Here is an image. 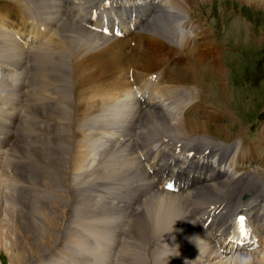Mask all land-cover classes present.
I'll return each instance as SVG.
<instances>
[{"label": "bare ground", "instance_id": "6f19581e", "mask_svg": "<svg viewBox=\"0 0 264 264\" xmlns=\"http://www.w3.org/2000/svg\"><path fill=\"white\" fill-rule=\"evenodd\" d=\"M9 1L10 3L7 2L4 9L0 10V88H8L7 93L12 92V94L16 93V95H18V89L16 90L14 81L11 82V75L6 74L5 71L8 70L9 66L12 67V65L17 63H19L21 66L27 65L28 67L32 66L33 63L35 64L38 61L37 58H34V54L38 50L37 48L31 52V65L27 64L28 60L30 59L29 51L27 53L29 56L23 55L22 53L26 51L25 49H27L30 45L38 46V48H40L45 38L46 39L44 42L49 40L48 36L50 35L47 36L49 29L51 28L52 24L57 21L54 19L56 17H61L62 20L59 25L64 26V24H67V27L64 26L65 30L67 32L70 31L69 33L73 32L72 34H67L69 41L74 40V44H77L78 42L75 41V35L73 34H79L80 32L85 31L90 33V35L87 36L89 38V43H87L88 46H90L91 42L93 41L90 39L93 36L96 39L95 45L98 46L97 48L92 45V47L89 48H84L83 46V48L87 50L86 53L89 55L83 54L85 55L83 58L78 56L75 57V60L79 59L78 64H75V75L79 76V73H81V78H84V71H89L88 73L85 72L87 75L85 81H87L89 85L88 89L92 87V90L96 89V91H99L100 88H104V93L102 95H98L94 99L89 98L85 104H82V112L94 111L99 106L100 100L102 102L101 106L98 107L100 111H103L101 108H104L107 105L109 106L110 104L118 106L119 108V111L116 113V117L113 118V125L119 127V129L117 128V132H119L118 139L120 140V145H123V147L120 150L118 149L115 151L114 148H116L115 146L117 143L110 145L104 141V149L102 151L103 153L101 151L100 153H102V155H107L111 161L114 159L113 156L122 157L123 159L127 160L129 156L127 157L126 150L128 148V150L132 151L131 145L129 144L130 137L132 134H135V128L137 127L139 128V132L137 133V141L133 144L139 145L143 149L145 159L150 161L151 164H154L155 173L162 178L174 176L184 183V185H195L194 191L187 195L190 203L186 204L182 201L180 196L173 193L164 192L160 188L156 189V185L150 181L148 177H146L145 172H143L140 166L127 171L125 170L123 186L126 189L136 188V191L138 190L140 193H143L140 194L142 197L144 194H150L146 196L140 203L139 209L133 212V219L129 226V231L132 235H134L133 237H146L150 231L152 235H148L150 237L147 240L152 243L154 239L163 237H156V235H167L172 232V237H175L177 234L178 236H176L178 238L186 241L185 243H181V251L185 252L184 249L187 248V250L192 253V250L197 249V244L200 245L201 242L202 252L205 253V250L210 246L211 238L209 235H207V238H203V235L198 232V228L195 225L198 223L199 218L203 219V221H207L209 214L213 212V216L215 217L210 223V228L214 230L216 234L224 235V238L233 239L235 236L231 233V231H228L229 225L234 220L237 213L244 211L251 218L250 222L252 229H254V233L257 236L263 233V243L261 247H264V207L261 205V202L264 201V186H262L261 182L256 176L254 177L247 174V167L254 165L253 161L251 160L256 159L257 165H259L258 163L264 164V155H261V153L255 150L246 147L244 148L243 144H241L239 151L234 154L230 161L231 165L233 166L232 173L227 174V172L221 168V164L227 162L232 150L229 151L228 149L224 148L225 146L220 147V143H217L213 140L203 141L202 139L204 138L194 135L191 138L185 139L190 141L188 146L193 145L189 148H186V144L179 140L180 136L185 137L183 135L190 137L191 134L200 132L206 133L207 131L210 132V125H208V122L203 120L199 121L197 118V116L205 114L206 112H203L202 114L199 112L196 115L193 114V118L188 117L190 115L189 113H193L196 109H198L197 103H192L187 106L181 117H179L177 114V117L174 116L176 110H182L186 104H189L187 102L177 103L175 101L176 97L183 95V88H186L187 85L190 84L188 82L190 79L187 77V70L196 73V69L201 70V66L203 65L202 68H207L208 72L212 71V73L214 72L216 75H223L221 71H223L224 67L217 45H213V47H210L211 45H203V33L206 31L204 32L203 29L202 31L199 30L200 33L198 32V36H201V40L192 41L189 36L180 34L174 27L175 22L181 18V16L178 15L176 11H185L186 9V12H188L192 4L200 0H37V11L40 12L42 16L34 17L31 21H29V19H27L25 16L27 13L17 11L14 12V9L21 7L19 2L23 0ZM245 1H248L253 5L263 2L264 0ZM26 2L31 3L30 0H26ZM93 8H96V10L102 9V11L109 17H115L119 22L124 21L127 17L131 20L135 19V22H137L136 28H138V30H135L129 36V38L126 39H107L100 36V34L90 32L87 30L85 24L89 21L90 13ZM156 8L158 9L156 10ZM16 16L18 17L16 18ZM78 18H81L82 24H78ZM4 23L10 29L6 28ZM193 25L194 24H192L190 27L192 28ZM47 26L50 27L47 29ZM197 27L198 29L201 28L200 26ZM192 31L196 32L195 30ZM22 34L27 35V37H24L21 42L19 35ZM205 40L210 41V37L205 36ZM60 46L62 48L64 45L62 44ZM51 48L55 49L57 48V45L52 44ZM18 49L22 50L23 52ZM193 51L200 52L199 54L203 57L202 58L199 55L201 58L199 65L191 69L179 68L178 63L183 58L184 53L187 56ZM170 52H174L175 55H178L176 56L178 61L174 60L172 62V65L175 66H168L165 68L167 61L172 59V57L169 56L168 59L165 58L166 55H170ZM120 53L127 54V56L121 57ZM75 54L76 53L72 52V56ZM37 55L38 52L36 57ZM26 56L27 61L24 60L26 59ZM163 58H165V60H163ZM196 58H198V56ZM192 61H194V59ZM8 62L11 63L7 64ZM3 63L5 64L7 70H5L6 68L4 67ZM184 65L186 66V64ZM40 66L34 69V72L36 74H40V76L38 77V75L33 74L32 77V80L37 79L38 83L54 84L53 81L56 79H64V77L66 78L68 76L66 70L60 68L53 69V67L48 66L47 69L42 71ZM161 66L163 68H161ZM11 69H9V72ZM160 70L162 71L161 74ZM143 72L146 73L143 74ZM203 72H206V70H203ZM153 73H156V78L154 80L150 78ZM105 78L112 80L111 85L108 84V82L105 83ZM27 80L28 79H26V81ZM58 81L59 83L64 82L63 80ZM85 81L83 82V85H85ZM134 84L143 90V95L146 99L145 107L142 110L137 104L133 102L131 97L132 91L130 87H133ZM158 86V92L156 93ZM2 90L4 89H0V91ZM222 93L220 92L218 95L223 97L225 94L224 92ZM44 96L47 97V95H42L40 97V103L38 102V106L41 109L39 110L41 113H38V115H41V117L47 120L51 119L53 121L52 130L48 128V131L55 133L64 127H69L70 129L71 124H65L67 117L65 119L63 116H69L72 119L71 112L61 104L54 107H49L43 99ZM188 98H190V96H188ZM81 100L82 99H80V101ZM160 100L164 102L166 101L167 106L162 105ZM43 103H46V105L45 107L41 108V104ZM171 104L175 105V110H171ZM127 107H130V112L135 109L136 110L135 112H131L133 113L132 115L129 114L124 116V112ZM79 108L81 110V107ZM10 111V114H13V110ZM39 111L37 110V112ZM111 114L113 116V113ZM107 115L109 116V114H106V116ZM127 116H130V118ZM7 119L9 120V118ZM38 121L40 120L38 119ZM94 122L96 123V121ZM104 125L106 124L104 123ZM104 125L102 126L104 127ZM126 126L130 133L124 132V128ZM217 128L225 132L229 129V126L217 125ZM103 130H105V127ZM170 131L177 133H172ZM0 132L2 133L0 137L4 140L5 130H0ZM10 133L13 134L12 130ZM72 134H70V137H72ZM226 135L225 137L228 139V136ZM141 138H143L144 144L140 142L139 139ZM239 138H241L242 142L245 141L242 137ZM260 138V141L262 144H264V127L262 128ZM57 139L58 138H55V140ZM16 140L17 139L13 141L15 142ZM175 140L176 142H174ZM22 142L23 140L21 143H19L21 146L25 147L26 144L23 145ZM40 142H43L44 144L41 147L38 145ZM179 142H181L180 152L176 153L175 147ZM204 142L208 146H206L205 149H201V151H199L200 145ZM46 143L48 144L46 145ZM50 143L53 145L49 146L50 148H47ZM87 143L83 144L82 142L80 145H78L73 155L71 154V150L64 155H59V151L56 149L57 145L56 141H54V138L41 139L38 142L32 141L31 147L27 145L24 148L23 152L26 156L32 157L35 160H41L49 166H52V168L55 170V172L52 174H48V171L46 170H43L41 173H32L35 171L33 169H37V165H34L33 168H30L28 167L27 163L25 168L28 167L27 171L29 173L22 171L24 176L31 180L28 182L39 181L43 185L47 184V186H50L53 191L52 196L54 199L50 201V203H45L46 201H42L44 203L37 201L38 198L35 199V196H33V200H27L24 198L20 199V202L25 203L24 205L27 207V210H29L30 214H25V220L15 218L13 221H10L11 223L13 222L18 224V227L16 231H14L13 227L12 233L14 234L15 241L10 239V253L6 254L9 264H30L34 257L37 258L38 255L44 253L45 251L52 250V246L58 243L59 237L55 236L54 233L55 231H60L63 226L65 227L67 218L66 211L68 206L67 203L64 202V192H57L52 180L57 179L59 184L66 186L69 185L67 183V179L68 182L70 179L66 173L64 163L70 162L71 167L75 169V171L80 170L81 166L84 165L89 156L87 152L88 149H85L87 148ZM221 146H223V144ZM12 148L15 149L14 146L11 147V149ZM207 148L210 149L208 153L205 152ZM189 150L194 151L195 155L192 158L187 157L186 152ZM182 152L184 153V157L181 156ZM248 154H250L251 158L254 159H245L246 155ZM212 156H216L218 158L217 165H213L211 163L210 157ZM243 160L247 162L243 163ZM91 169H93V167ZM117 169L111 167V169H109L106 174H100V176L102 178L107 177L109 180L114 179L116 181H121L120 177L122 175ZM17 175L20 177L21 173H17ZM255 178H257L256 181L253 180ZM23 180L25 181V179ZM138 181L143 182L137 185ZM70 182L72 184L75 183L74 181ZM76 184L77 183L72 186L74 187ZM112 184L115 185L114 182H112ZM98 185L104 186L100 182ZM70 187L71 185H69L67 188L68 190L65 192V195L68 197L67 200L73 197L76 202L78 201L77 195L80 197L84 190L73 188L69 191ZM243 193L248 195L245 200L241 199V195ZM28 196H30V194ZM82 199L84 200L85 204L91 200L84 197H82ZM122 201L124 206L128 203V199ZM92 205L93 203L88 202L89 211L100 213L99 209L102 207H98L97 210L96 208L93 209L94 207ZM188 205L191 206V210L193 211L192 213L187 212V209L189 210ZM118 206L123 207L122 205ZM37 208L42 210V223L38 219L36 211L38 210ZM102 209L106 208L104 207ZM130 210L132 211V208ZM258 215H260L259 220ZM257 221L259 223L255 224ZM144 222H148L149 224L147 229H145L146 227L143 225ZM253 222L255 224V228L253 227ZM6 226L7 230H10L11 232V225L8 223ZM256 229L259 231V233L256 231ZM175 232L177 233L173 234ZM195 235H198L199 238H196ZM64 236H67V233ZM165 237L169 238L170 235ZM78 239L79 240H75L74 238H71L70 235L68 238H66V241L77 247H79L81 244H85L82 238ZM159 241L155 245V247L157 246L156 248L153 246L154 249H150L153 244L151 245L149 243L146 245L145 251H147V256L143 253L145 260L149 259L150 257L154 259V256H156L158 259L153 261L151 260L154 263L158 261L160 262L158 264L184 263L183 261H178L181 259V255L179 254L180 252L177 254L174 252H166L164 242L161 244V239ZM223 242L224 239L221 241V243ZM160 245L162 246L160 247ZM63 247L64 245L62 244V241H60L58 243V248L63 249ZM138 248L139 244H137V238H133L130 242H128L127 239L124 241L120 255L122 256L124 254H130L132 257L130 264H136L138 260L137 258L136 260H133L135 254L132 255V253H136V250L140 252ZM17 249L21 253V255L18 254L19 256H16L14 253V250ZM153 250L155 252H152ZM174 251L178 252L179 250L175 249ZM251 252L245 253L248 255V257H251L250 262H248V259L243 257V253H239V255L235 257V260L228 264H246V262L247 264H264L263 250V256H259L257 254L258 252ZM203 253L202 255L196 254L197 257L194 258L195 264H204L206 260L213 259V257H215L213 256V252L209 253L208 255H204ZM120 262L121 261H119V263ZM138 262L143 264V259Z\"/></svg>", "mask_w": 264, "mask_h": 264}, {"label": "rangeland", "instance_id": "374dc122", "mask_svg": "<svg viewBox=\"0 0 264 264\" xmlns=\"http://www.w3.org/2000/svg\"><path fill=\"white\" fill-rule=\"evenodd\" d=\"M7 2L10 3L9 0H0V4L4 3L0 7V10L4 9ZM32 2L35 3L34 0H32ZM257 4L252 5L250 2L245 0H200L193 3L188 12H186V9L185 11L174 10L178 15H182L181 18L175 22L174 27L176 31L180 32L182 35L187 34V36H189L192 41H200L201 36H198L200 31H202V29L204 30V32L206 31L205 33H203V45H211L210 47H213V45H217L224 67L223 71H221L223 75H216L214 72L212 73V71L208 72L207 68H202L203 65L201 66V70L199 69L200 71L196 69V73L187 70V77L191 82L188 81L190 84L187 85L186 88H183V95L176 97L175 101L177 103H186L187 101H195V103H197L198 109H196L193 113H189L190 115L188 117L190 118H193V114L196 115L199 112L202 113L203 110L206 112L205 114L207 116L205 114H202L197 116V118L199 121L203 120L208 122V125H210V132L207 131L206 133L212 135L218 142L215 140L213 141L221 143L222 141L225 142L233 138L242 137L243 140L250 141H244L245 143L241 141V144H243L244 148L246 147L255 150L261 153V155H264V144H262V142L260 141V135L262 132V128L264 127V120L260 123V121L264 119V1ZM19 5L21 7H17V9H14V12L17 11L27 13L28 15L25 14V16L27 17V19H29V21L33 20V18L36 17L35 8L33 7L32 3H28L26 2V0H23L19 2ZM40 16L42 15L40 14ZM17 17L18 16H16V18ZM77 22L78 24L81 23V18H78ZM185 22H193L194 24L192 28L190 27L192 24L187 25V27L189 28H186L188 32L184 30ZM5 26L6 28H8L6 24ZM64 26L67 27V24H64ZM64 26L58 25V28L56 29L57 34L55 33L54 35L50 36L48 35L52 34V31L49 29L50 31L47 34L49 40L44 42V40L46 39L45 38L40 48L36 47L38 50L34 54V58L38 59V61L36 62L37 64L33 63L32 66L28 67L26 65L22 68L20 83H16V81L13 80L10 76V79L12 80L11 82L14 81L15 88L16 90L18 89V95H16V93L12 94V92L7 93L8 88H0L4 89L0 91V130H5L4 140L0 137V264H9L8 259L6 258V254L10 253V239L15 241L12 230L14 227V231H16L18 224L13 222L11 223L10 221H13V219L15 218L25 220V214H30L29 210H27V207L24 205L25 203L20 202V199L24 198L27 200H33V196H35V199L38 198L37 201H46L45 203H50V201L54 199V197L52 196L53 191L50 186H47V184L43 185L39 181L28 182L31 180L28 177L24 176L22 172H28V167L33 168L34 165H37V169H33L35 171H33L32 173H41L43 170L48 171V174H52L55 172L52 166H49L41 160L39 161L33 159L32 157H28L23 152L24 148L27 145L31 147L32 141L38 142L41 139L50 138H54V141H56V149L57 151H59V155H64L70 150L72 152L71 154L73 155L78 145H80L82 142L83 144L88 142L87 148L85 149H88L87 152L89 156L86 162H83L84 165L81 166L80 170L75 171V169L71 167L70 162L64 163L66 173L69 176L70 181H74L75 183H77L73 187L72 185H74L75 183L72 184L70 181L68 182L67 179V183L71 185L69 191L73 188L84 191L81 193L80 197L76 194L79 202H75L73 197L67 200L68 197L65 195V192L68 190L67 188L69 187V185L66 186L63 184H59L57 179L52 180L55 186V190L57 192H64V202H66L68 206L66 211L67 218L65 227L63 226L64 228L62 227L60 231H55L54 233L55 236L59 237L58 243L62 241L64 247L63 249L58 248L57 243L52 246V250L45 251L44 253L38 255L37 258L34 257L30 264H130V262L132 261L131 255L124 254L121 256L120 254L122 252L121 248H123L124 241L128 239V242H130L133 238H137V244H139L138 250L140 251L138 252L136 250L137 254L131 252L132 255L135 254L133 260H136L137 258L138 261L143 259V264H158L160 263L159 261L156 263L152 262L153 260L158 259L156 256H154V259L150 257L147 260H145V258L143 257V253L145 255L147 253V251H145V247L150 243L147 240L150 237L148 235H152V233H150L149 231V234H147L146 237H133L134 235H132L129 231V226L133 219V212L139 209L138 204L143 198L138 201L139 203H131L129 207H122L121 209L118 206H124L122 200L129 199L128 193L131 189H133H126L123 186V177L125 170L127 171L139 166L135 163L136 160L134 157V153H132V151L128 150L127 148L128 151L126 150V155L127 157L129 156L128 159L125 160L122 157L113 156V161L115 163L111 161V159H109L107 155H102V151L104 149V141H106L107 144H113L108 130L111 129L117 132V130L119 129L118 126L113 125V118L116 117V113L119 111V108L118 106L110 104L109 106H105L106 108H101L105 112H103L102 110L100 111V109L98 108L102 103L100 100L99 106L94 111L82 112V104H85L89 98L94 99L96 98V96L102 95L104 93V88H100L99 91H96V89L92 90V87L88 89L89 85L85 80L87 76L86 73H88L89 71H84V78H81V73L79 72V76L75 75V64H78L79 60H75V57L78 56L83 58V56L87 55L88 53H86L87 50L84 49L85 47L89 48L94 46L97 48L98 46L95 45L96 39L94 38V36L90 38L93 41L91 42L90 46H88L87 43H89V38L87 36H81L82 34H73L75 35V41L78 42L77 44H74V40L69 41V38L67 37V34L69 35L73 32H67ZM197 26H200L201 28L198 29ZM192 30H195L196 32H193ZM205 36H209L210 41L205 40ZM52 44L57 45V48L52 49ZM62 44L64 46H62L61 48L60 45ZM36 48L34 50H36ZM37 52L38 55L36 57ZM72 52L76 54L72 56ZM27 53L28 51H24L22 54L27 55ZM171 53L172 52H170V55L165 56L166 59L172 57V59H169L167 61L165 68H167L168 66H175L172 65V62L174 60L178 61L176 58V56L178 55H175L174 52L172 54ZM199 53L200 52L193 51L187 56L184 53L185 57L183 56V58L179 61L178 67L184 69L197 67L199 65V61H201ZM27 56L26 59H24L26 61ZM120 56L126 57L127 54L120 53ZM197 56L198 58H196ZM165 58H163V60H165ZM192 58L194 59V61H192ZM31 64L32 62L30 61V65ZM184 64H186V66ZM38 66H40L42 71L47 69L48 66L53 67V69L60 68L66 70L68 76L66 78L64 77V79H56L55 81H53L54 84L38 83L37 79L32 80L33 74L38 75V77L40 76V74H36L34 72V69L38 68ZM203 70H206V72H203ZM161 72L162 71L160 70V74ZM15 73L18 76L19 70H17ZM144 73L146 72H143V74ZM193 78L195 81L193 80ZM26 79H28L29 81H26ZM58 80H63L64 82L59 83ZM84 81L85 85H83ZM107 82L111 85L112 80L106 79L105 83ZM158 88L159 86L157 87L156 93L158 92ZM217 92H224L225 95L223 97H220ZM42 95H47V97L44 96L43 99L49 107H54L61 104L71 112L72 119L69 116H63L65 119L67 117L66 121L64 120L65 124H71L70 129L69 127H64L61 130L56 131L55 133L48 131V128L52 130L53 121L51 119L47 120L41 117V115H38V113H41V111H39L41 109L38 106V102L40 103V97ZM188 96H190V98H188ZM80 99L82 100L80 101ZM46 103L41 104V108L45 107ZM79 107H81V110ZM129 108L130 107H127L125 109V115L123 114L124 116L129 114L132 115L133 113L131 112H135L136 110L135 109L130 112ZM230 108L235 112V117L232 114V110ZM10 110H13V114H10ZM37 110L39 112H37ZM211 111H213V113ZM111 113H113V116ZM209 113H212L211 118H213L214 123L210 122V115L208 116ZM106 114H109V116H106ZM203 115H205V117H203ZM130 116L127 117L130 118ZM175 116L177 117L176 113ZM7 118H9V120ZM38 119L40 121H38ZM94 121H96V123ZM104 123L106 125H104ZM102 125H104L105 130H103L104 127ZM217 125H228L229 129L223 132L217 128ZM126 129L127 126L124 128V132H130L128 131V129ZM11 130L13 134L10 133ZM170 132L177 133L174 131ZM70 134H72V137H70ZM118 134L117 140L119 136ZM0 135H2L1 132ZM225 135L228 136V139L227 137H225ZM183 136L185 137L180 136L179 140L185 143L187 147L193 146H188V143L190 141L185 140L188 136ZM192 136L193 135H190V137ZM55 138L58 139L55 140ZM15 139L17 140L14 142L13 140ZM22 140L23 145L26 144L25 147L21 146L20 144ZM139 140L144 144L143 138ZM202 140L206 141L205 139ZM47 144L48 143H46V145ZM241 144L236 152L239 151ZM38 145L41 147L44 144L43 142H40ZM51 145L53 144L50 143L47 148H50L49 146ZM201 145H203L204 147L208 146L205 142ZM221 145L222 144H220V147L225 146L224 148L228 149L229 151L232 150L230 145ZM13 146L15 147V149L12 148V150L11 147ZM115 147L116 148H114V150L116 151L118 149L120 150L123 145L117 143ZM100 151L102 153H100ZM199 151L201 150L199 149ZM100 155L101 157H103L101 158ZM246 158L254 159L251 158L250 154L246 155L245 159ZM251 161H253L254 164L257 163L256 159ZM246 162L247 161L243 160V163ZM27 163L28 167L25 168V166H27ZM258 164L259 166L264 165L260 163ZM92 167L93 169H91ZM111 167H113L114 169L119 168L117 170L122 175L120 177L121 181H116L114 179L109 180V178L107 177L102 178L100 176V174H106L108 170L111 169ZM258 170L260 172V176L257 174L256 176H259V178H261L264 182V168H260ZM17 173H21L20 177L17 175ZM248 175L253 176L252 174ZM23 179H25V181ZM256 179L257 178L253 180L256 181ZM99 182L104 186L98 185ZM112 182H114L115 185L112 184ZM261 184L262 186H264L262 182ZM134 189L136 190V188ZM29 194L30 196H28ZM82 197L91 199L88 202L93 203V209L96 208L98 210V207H105L107 210L101 208L99 209L100 213L90 212L88 208V202L85 204ZM131 208L132 211L130 210ZM37 209L38 210L36 211L38 219L42 223V210H40V208ZM8 223L11 225V232L10 230H7L6 225H8ZM143 225L146 227H144L145 229L149 227L148 222H144ZM65 232L67 233V236H64L66 235ZM93 233H96L97 236L95 235V237H93ZM171 233L167 234L170 235L169 238L165 237L167 235H156V237L163 236L162 238H167V243L165 246L166 252H174L176 254L180 252L179 254L181 255V259H179L178 261L184 262L181 264H195L194 258L197 257L199 248L193 249L192 253H190L189 251L186 252L187 249H184L185 252L181 251V243H185L186 241L178 238V235L176 234L177 232L173 233L177 235H175V237H172ZM70 235L71 238H74L75 240H79L78 238H82L85 244H81L79 245V247H77L69 243L68 241H66V238H68V236ZM94 238L96 239L94 240ZM175 238H178L177 242ZM159 239L160 238L154 239V242L152 241V243H150L151 245L153 244L150 249H154ZM162 242H164V239H161V244ZM161 246L162 245H160V247ZM175 249L179 251L176 252L174 251ZM97 250L99 251V253H101V258L97 253ZM251 251L256 253L258 252L257 254L259 256H263L261 250ZM152 252L155 251L153 250ZM14 253L16 256L21 255L18 249L14 250ZM245 253L247 252L243 253V255H245L244 258L248 259V256H246ZM233 257L237 256L235 255ZM230 258L231 257H225V261L221 262L220 264L232 263L235 260V258L233 260H231ZM119 261L121 262L119 263ZM138 261L136 264H140Z\"/></svg>", "mask_w": 264, "mask_h": 264}, {"label": "snow or ice", "instance_id": "6c2138e0", "mask_svg": "<svg viewBox=\"0 0 264 264\" xmlns=\"http://www.w3.org/2000/svg\"><path fill=\"white\" fill-rule=\"evenodd\" d=\"M167 187H171V185H166ZM237 223L239 225V229L242 233V235H247L250 230L245 229L244 224H245V217L240 216L237 218ZM242 242V241H241Z\"/></svg>", "mask_w": 264, "mask_h": 264}, {"label": "clouds", "instance_id": "9594fccd", "mask_svg": "<svg viewBox=\"0 0 264 264\" xmlns=\"http://www.w3.org/2000/svg\"><path fill=\"white\" fill-rule=\"evenodd\" d=\"M251 261V257H248V262H250ZM246 264H247V262H246Z\"/></svg>", "mask_w": 264, "mask_h": 264}]
</instances>
